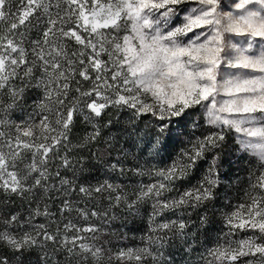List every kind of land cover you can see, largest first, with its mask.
Instances as JSON below:
<instances>
[{
	"label": "snow or ice",
	"instance_id": "1",
	"mask_svg": "<svg viewBox=\"0 0 264 264\" xmlns=\"http://www.w3.org/2000/svg\"><path fill=\"white\" fill-rule=\"evenodd\" d=\"M0 264H264V0H0Z\"/></svg>",
	"mask_w": 264,
	"mask_h": 264
}]
</instances>
